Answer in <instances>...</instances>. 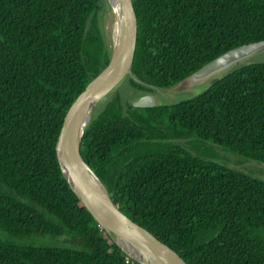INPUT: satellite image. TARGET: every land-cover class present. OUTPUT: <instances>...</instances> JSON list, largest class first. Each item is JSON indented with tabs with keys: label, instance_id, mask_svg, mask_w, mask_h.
I'll return each instance as SVG.
<instances>
[{
	"label": "trees",
	"instance_id": "16d2710c",
	"mask_svg": "<svg viewBox=\"0 0 264 264\" xmlns=\"http://www.w3.org/2000/svg\"><path fill=\"white\" fill-rule=\"evenodd\" d=\"M103 1L0 0V231L72 238L70 248L0 241V264H139L76 197L57 158L67 113L110 63L96 23L89 33ZM133 4L129 79L143 95L264 42V0ZM142 112L125 116L118 95L83 138L82 156L114 203L188 264H264V182L168 142L195 135L264 161V62L195 99Z\"/></svg>",
	"mask_w": 264,
	"mask_h": 264
},
{
	"label": "water",
	"instance_id": "95a60500",
	"mask_svg": "<svg viewBox=\"0 0 264 264\" xmlns=\"http://www.w3.org/2000/svg\"><path fill=\"white\" fill-rule=\"evenodd\" d=\"M109 2L113 12L114 8L119 10L117 15L114 13L117 35L113 41L110 63L90 83L67 113L57 143L58 162L64 178L76 197L100 227L131 259L139 264H188L173 249L120 210L114 203L106 185L85 161L81 153L84 135L94 118L96 109L125 79L136 80L133 68L139 24L133 0H117L116 5L112 0ZM260 53H264V42L231 50L179 84L187 82L188 85L181 86H186V90L189 87H199L203 92L189 100L195 99L224 80L234 70L254 64L237 67ZM180 85L165 91L166 93H176L178 90H175L179 89ZM195 93L197 92L193 94L195 95ZM157 102V98L151 92L144 94L134 104L135 108L145 110L165 106L158 105Z\"/></svg>",
	"mask_w": 264,
	"mask_h": 264
},
{
	"label": "rangeland",
	"instance_id": "374dc122",
	"mask_svg": "<svg viewBox=\"0 0 264 264\" xmlns=\"http://www.w3.org/2000/svg\"><path fill=\"white\" fill-rule=\"evenodd\" d=\"M115 15L113 9L110 6L109 0H104L102 4V9L99 12L98 16L95 18V21L91 20L89 24V33H93L94 23L100 28L102 35L104 37L106 46L108 50L112 51L113 41H114V26H115ZM113 39V40H112ZM264 62V53L255 55L253 58L248 61L239 64L237 67L244 66L250 63H262ZM236 67V68H237ZM185 82V81H184ZM183 83V82H182ZM180 85V84H178ZM178 85L174 86L177 87ZM187 82L181 84L178 92L166 93V91L161 89H155L154 96L157 98L158 105H173L179 102L189 100L196 97V95L201 94L203 91L198 87H189L186 90ZM195 95L193 94L194 92ZM193 92V93H192ZM121 96L123 103V112L124 115L129 117L132 113L137 117H143L145 115L140 108H135V102L140 100L143 96L142 93L133 89L130 85V79H125L115 91L108 96L102 104L96 109L94 117H97L108 105V103L113 100L116 96ZM157 95V96H156ZM164 95V96H163ZM133 106L136 109L134 112L130 108ZM171 130V129H170ZM170 144H178L187 149L191 154L196 157L202 158L209 162H214L220 166H224L246 176L255 178L257 180L264 182V161L257 160L254 158H245L237 153L230 151L229 149L215 145L213 142L204 141L199 139L195 135H190L187 138L176 139L168 141ZM151 146V145H149ZM71 237H55L48 234H35L29 236H14L10 233L0 231V241L17 245V246H50L57 248H70L71 247Z\"/></svg>",
	"mask_w": 264,
	"mask_h": 264
},
{
	"label": "bare ground",
	"instance_id": "6f19581e",
	"mask_svg": "<svg viewBox=\"0 0 264 264\" xmlns=\"http://www.w3.org/2000/svg\"><path fill=\"white\" fill-rule=\"evenodd\" d=\"M112 2L116 5L117 4V0H112ZM115 10H114V13L117 15V13H118V8H114ZM113 32H114V38L116 37V35H117V25H115L114 26V30H113ZM113 40V39H112Z\"/></svg>",
	"mask_w": 264,
	"mask_h": 264
}]
</instances>
